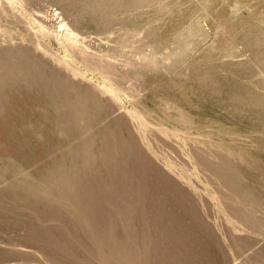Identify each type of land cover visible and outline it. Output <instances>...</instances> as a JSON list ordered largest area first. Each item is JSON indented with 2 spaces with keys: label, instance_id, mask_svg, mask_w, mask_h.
Returning a JSON list of instances; mask_svg holds the SVG:
<instances>
[{
  "label": "rangeland",
  "instance_id": "374dc122",
  "mask_svg": "<svg viewBox=\"0 0 264 264\" xmlns=\"http://www.w3.org/2000/svg\"><path fill=\"white\" fill-rule=\"evenodd\" d=\"M263 49L264 0H0V264H264ZM238 101L254 164L167 134Z\"/></svg>",
  "mask_w": 264,
  "mask_h": 264
},
{
  "label": "bare ground",
  "instance_id": "6f19581e",
  "mask_svg": "<svg viewBox=\"0 0 264 264\" xmlns=\"http://www.w3.org/2000/svg\"><path fill=\"white\" fill-rule=\"evenodd\" d=\"M130 7V6H129ZM108 11V10H107ZM262 28V27H261ZM259 28V29H261ZM263 30V29H262ZM261 31V30H260ZM251 33V32H250ZM260 33V32H259ZM262 33V32H261ZM260 47V46H259ZM258 47V48H259ZM262 50V49H261ZM264 50V49H263ZM233 71V70H232ZM238 71V70H237ZM217 72V71H216ZM215 72V73H216ZM214 73V74H215ZM218 74H220L219 72H217ZM216 73V74H217ZM211 74V73H208ZM215 74V75H216ZM222 74V73H221ZM213 74H211L212 76ZM208 77V76H207ZM205 78V77H204ZM222 78V77H221ZM210 80V79H209ZM233 80V78H232ZM214 81V80H213ZM228 81V79H227ZM207 83V82H206ZM215 83V82H213ZM159 85V84H157ZM205 85V84H204ZM225 85V84H224ZM222 85V86H224ZM228 85V83H227ZM230 86V85H228ZM208 87V86H207ZM225 87V86H224ZM223 87V88H224ZM160 88V87H159ZM210 91V89H209ZM208 91V92H209ZM211 92V91H210ZM217 93V92H216ZM232 93V91L230 92ZM213 94V93H212ZM211 94V96H212ZM228 95V94H227ZM231 95V94H230ZM224 96V95H223ZM161 97V96H160ZM159 97V98H160ZM158 101L160 102L162 100V98L159 99ZM201 99V98H200ZM199 99V100H200ZM224 99V98H223ZM228 100V99H227ZM198 101V100H197ZM205 101V100H204ZM203 102V100H202ZM241 102H235L234 104L227 106L224 111H229L230 109H233V112L231 113V116L229 117L230 119H226L229 120L227 121L228 123H225L223 121H220L218 119H215L214 117H212L209 113L207 114H202V115H196V116H191L189 114V111L182 105H180L179 103H170V104H162L161 110L162 112H164L165 116L164 120L168 123V125H170V131H167V134L171 135L172 137H177V138H183V139H187V137H191L192 135H194L195 137H197L196 139H198V137L201 136H207L209 134H214V136L216 137V139H221V143L223 140L227 141L228 139H231L232 141H238L240 142L238 144V147H234V145H229L227 142L226 144L228 145H224L222 146L221 144V151L231 157H235L237 159L240 160H244L243 162L249 161L250 164H254V161L252 159H250V157H248V152L246 154V147L244 146L243 142L244 140L250 139L252 136V130H253V115L251 114V112H249L246 109H243L242 107L240 108ZM201 105V104H200ZM204 105V104H203ZM248 105V104H247ZM262 105H264V103H262ZM207 106V104H206ZM210 106V105H208ZM259 106V105H258ZM155 107V106H154ZM263 108V106H261ZM260 107V108H261ZM215 109V108H212ZM211 110V109H210ZM159 111V110H158ZM171 111L173 113L174 116H169L168 112ZM192 111V110H191ZM156 112V111H155ZM198 112V111H197ZM217 112V110H216ZM199 113V112H198ZM221 113V112H219ZM218 113V114H219ZM255 113V112H254ZM217 114V113H216ZM222 114V113H221ZM226 116V115H224ZM255 116V115H254ZM162 117V118H163ZM228 118V116H227ZM159 121V119H157ZM163 120V119H162ZM161 121V120H160ZM163 122V121H162ZM142 123V122H141ZM165 123V122H163ZM166 123V124H167ZM264 125V122L262 124V126ZM261 126V127H262ZM175 129V130H174ZM166 130V129H165ZM177 131H180L182 133H186L188 136L185 137L183 134L182 135H178ZM162 133H164L162 131ZM164 135V134H163ZM188 137V138H189ZM174 139V138H173ZM194 139V138H193ZM201 139V138H199ZM213 139V136H212ZM227 139V140H226ZM176 140V139H175ZM182 140V139H181ZM202 140V139H201ZM230 140V142H231ZM193 141V140H192ZM207 141V140H206ZM186 142V141H185ZM188 142V141H187ZM194 142V141H193ZM224 142V141H223ZM214 143V142H212ZM219 143V142H218ZM217 143V144H218ZM235 143V142H232ZM258 143H261V141H259ZM264 143V141L262 142ZM261 143V144H262ZM210 144V143H209ZM216 144V143H215ZM225 144V143H224ZM240 145V146H239ZM218 147V146H217ZM248 148V147H247ZM211 149V148H210ZM250 149V148H248ZM215 150V149H214ZM218 150V149H217ZM219 151V150H218ZM249 151V150H248ZM254 158V157H252ZM239 161V160H237ZM252 162V163H251ZM248 163V162H247ZM245 164V163H244ZM240 165V164H239ZM244 166V165H243ZM252 167H255L253 165H250ZM250 166H248L247 168H249ZM229 174V173H228ZM227 174V175H228ZM233 177V176H232ZM264 177V174H263ZM224 179H227L224 177ZM229 180V179H227ZM233 181V178L231 180V182ZM226 182V181H225ZM230 182V184H232ZM237 185V184H236ZM235 185V186H236Z\"/></svg>",
  "mask_w": 264,
  "mask_h": 264
}]
</instances>
